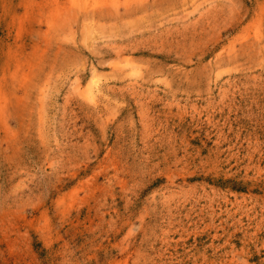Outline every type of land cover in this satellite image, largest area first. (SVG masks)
<instances>
[{
  "label": "rangeland",
  "instance_id": "374dc122",
  "mask_svg": "<svg viewBox=\"0 0 264 264\" xmlns=\"http://www.w3.org/2000/svg\"><path fill=\"white\" fill-rule=\"evenodd\" d=\"M0 264H264V0H0Z\"/></svg>",
  "mask_w": 264,
  "mask_h": 264
}]
</instances>
